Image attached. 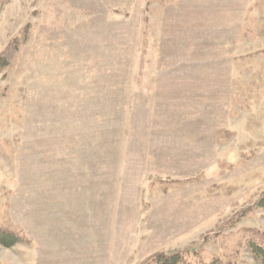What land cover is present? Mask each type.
Wrapping results in <instances>:
<instances>
[{
	"label": "rangeland",
	"instance_id": "obj_1",
	"mask_svg": "<svg viewBox=\"0 0 264 264\" xmlns=\"http://www.w3.org/2000/svg\"><path fill=\"white\" fill-rule=\"evenodd\" d=\"M264 0H0V264H261Z\"/></svg>",
	"mask_w": 264,
	"mask_h": 264
},
{
	"label": "trees",
	"instance_id": "obj_2",
	"mask_svg": "<svg viewBox=\"0 0 264 264\" xmlns=\"http://www.w3.org/2000/svg\"><path fill=\"white\" fill-rule=\"evenodd\" d=\"M257 206L264 209V194L259 199ZM14 241L13 235L5 234L0 232V242L6 246H12L11 242ZM250 249L253 253V256L260 261L261 264H264V248L257 245L256 243H250ZM158 264H189L186 262L183 254L180 253H171L168 255H159Z\"/></svg>",
	"mask_w": 264,
	"mask_h": 264
}]
</instances>
